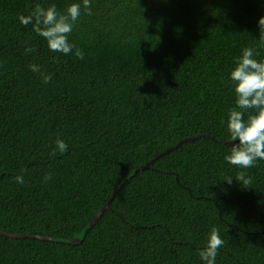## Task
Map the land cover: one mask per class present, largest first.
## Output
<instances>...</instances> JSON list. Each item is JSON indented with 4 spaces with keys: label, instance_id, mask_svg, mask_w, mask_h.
<instances>
[{
    "label": "trees",
    "instance_id": "obj_1",
    "mask_svg": "<svg viewBox=\"0 0 264 264\" xmlns=\"http://www.w3.org/2000/svg\"><path fill=\"white\" fill-rule=\"evenodd\" d=\"M72 3L82 7L68 39L83 59L49 50L18 18ZM91 9L0 0V264H204L213 227L225 242L215 264H264V160L240 169L224 159L230 72L259 45L264 0H91ZM57 138L68 150L53 156ZM115 188L79 243L8 234L75 238Z\"/></svg>",
    "mask_w": 264,
    "mask_h": 264
},
{
    "label": "clouds",
    "instance_id": "obj_2",
    "mask_svg": "<svg viewBox=\"0 0 264 264\" xmlns=\"http://www.w3.org/2000/svg\"><path fill=\"white\" fill-rule=\"evenodd\" d=\"M81 7L80 3H72L65 11L60 12L55 4L48 7L37 4L28 15L20 14L18 18L23 25H32V30L47 41L49 50L64 55L72 53L78 59H83V50L68 39L81 16ZM83 10L92 15L91 0H83ZM258 25L259 45L257 48H243L241 55L234 58L235 66L230 72L236 106L229 109L227 130L230 139H238L239 142L233 144L230 154L224 159L240 169L252 168L257 160H264V60L256 59L260 55L258 49L264 48V16L259 18ZM34 51L33 47L26 48V53ZM29 68L33 72L41 73L43 83L51 82V74L41 72L39 65L30 64ZM55 145L51 153L53 156L57 152L63 154L68 150V145L63 139L57 138ZM20 171L24 172L23 169ZM15 179L17 183H24L23 175H17ZM51 179L52 175L46 173L44 180ZM235 179L244 187H249L252 183V177L244 171H239ZM232 180L229 178L227 182L231 184ZM224 243L219 229L213 227L206 246L198 253L204 264H215L219 249Z\"/></svg>",
    "mask_w": 264,
    "mask_h": 264
},
{
    "label": "water",
    "instance_id": "obj_3",
    "mask_svg": "<svg viewBox=\"0 0 264 264\" xmlns=\"http://www.w3.org/2000/svg\"><path fill=\"white\" fill-rule=\"evenodd\" d=\"M238 140L236 141H230L229 143L231 144H234L236 143ZM145 167H149V164H146L144 166H141V168H145ZM133 175V173L130 175V177ZM119 188H115L113 190V193H112V196L111 198L108 200V202L106 203V205L98 212L97 216L92 220V222L87 226V228L81 233L79 234L78 236H76L75 238H72V239H65V238H59V237H48V236H41V235H33V234H21V233H8L10 236H13V237H38V238H42V239H47V240H53V241H60V242H66V243H73V244H76V243H79L80 241L83 240L85 234H86V231L87 229L93 225L96 220L100 217V215L106 210L108 209L109 205H110V202L112 200V198L114 197L115 193L118 191Z\"/></svg>",
    "mask_w": 264,
    "mask_h": 264
}]
</instances>
